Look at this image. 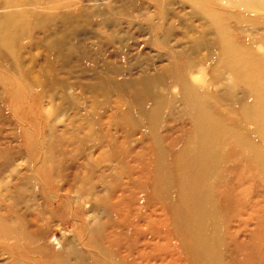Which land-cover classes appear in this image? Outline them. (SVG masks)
<instances>
[{"label": "rangeland", "instance_id": "rangeland-1", "mask_svg": "<svg viewBox=\"0 0 264 264\" xmlns=\"http://www.w3.org/2000/svg\"><path fill=\"white\" fill-rule=\"evenodd\" d=\"M0 264H264V0H0Z\"/></svg>", "mask_w": 264, "mask_h": 264}, {"label": "bare ground", "instance_id": "bare-ground-1", "mask_svg": "<svg viewBox=\"0 0 264 264\" xmlns=\"http://www.w3.org/2000/svg\"><path fill=\"white\" fill-rule=\"evenodd\" d=\"M120 2H122V0H120ZM117 10L120 11L121 9L118 8ZM96 12L97 11H95V10L83 8V9L79 10V14L76 17L73 15H70V13H65V14L60 15V18L62 20L63 26H67L69 28H72L71 25H73V26L75 25L76 28H73V30H72V32H75L78 29L79 23H81V21L89 22L91 20V18L96 15ZM11 17H13V16H11ZM14 17H16V16H14ZM59 44H61V41L59 42ZM209 125L210 124H208V127H206V131L204 130L205 131L204 132V138H202V141L199 144V151L200 152H204L205 148L213 147L216 144V142H214V140L217 139V136L213 132H210V133L207 132V128L208 129L212 128ZM208 159L209 158H203L202 161H207ZM207 163H208V161L204 162V167L201 166V167H199L198 170H196V174L194 176L196 180H198V179L203 180L202 178L205 175V166L207 165ZM192 196H193L194 202L196 201L197 209L202 211L205 208L204 211H205L206 216L211 218V216H213L212 215L213 214V208H212V205H211L210 199H209L210 198L209 190L205 187H202L200 189H197L196 191H193ZM199 234L201 236L202 244L204 246H209L210 245L209 242H211V241L208 237L207 230L205 228H203L202 231H199Z\"/></svg>", "mask_w": 264, "mask_h": 264}]
</instances>
